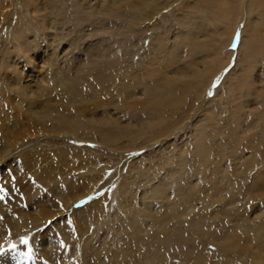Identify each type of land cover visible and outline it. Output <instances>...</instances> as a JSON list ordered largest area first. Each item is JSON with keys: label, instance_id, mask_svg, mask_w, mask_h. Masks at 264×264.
<instances>
[{"label": "rangeland", "instance_id": "obj_1", "mask_svg": "<svg viewBox=\"0 0 264 264\" xmlns=\"http://www.w3.org/2000/svg\"><path fill=\"white\" fill-rule=\"evenodd\" d=\"M247 1L238 7L231 43L228 38L222 47L218 35L224 21L207 17L200 0H0V117L4 107L10 109L12 118L6 121L13 125L6 133L21 139L0 154V192L27 183L34 192V206L26 211L31 217L37 212L36 196L45 197L40 207L50 211L49 205L63 201L59 193L71 195L61 213L25 227L2 248L32 241L51 221L60 228L53 233L61 264H90L95 255L103 264H119L112 258L124 245L135 252L125 264H135L148 252L153 229L146 227L151 222L140 223L147 234L137 243L127 206L142 211L146 202L159 214L169 209L181 214L169 225L186 228L201 215L205 222L198 236L187 230L192 240L187 245L150 247L163 258L145 264H194L196 254L205 256V264H259L252 257L264 256V50L250 65L238 60L237 47L251 19ZM202 44L206 48L196 49ZM216 47L221 55L231 53L217 72L211 61ZM92 60L97 70H90ZM194 67L209 73L195 79L199 87L185 88ZM58 76H66L68 86L78 78L80 100L72 105L63 98L49 101ZM157 79L175 80L179 105L163 106L159 111L168 121L144 126L140 134L127 127L112 148L99 142L98 133L79 138L58 123V112L73 116L81 111L83 121L98 114L131 124L127 105L145 101L146 88ZM27 100L37 108L22 115L16 107L24 110ZM40 106H53L55 114L48 116L51 111ZM139 107L135 110L145 120L149 111ZM39 116L45 119L38 121ZM162 127L165 134H157ZM198 145H205V154ZM169 170L175 184L167 200H150V188ZM23 172L28 177L22 179ZM81 197L88 202L74 206ZM226 248L231 250L221 251ZM189 249L193 255L185 257Z\"/></svg>", "mask_w": 264, "mask_h": 264}, {"label": "bare ground", "instance_id": "obj_2", "mask_svg": "<svg viewBox=\"0 0 264 264\" xmlns=\"http://www.w3.org/2000/svg\"><path fill=\"white\" fill-rule=\"evenodd\" d=\"M243 1L242 0H200L201 4L203 6V10H204L205 14L207 15V17L209 16V17L213 18L215 22H223L224 21V23H222V24H224L223 30L218 35L221 38L220 45L222 47L225 46L228 42L227 40H228V38L232 32V29H233L234 24H235V20L237 18L236 14L238 13V7H240V4L243 3ZM246 8H247L248 14L251 16L250 24L244 30L245 32H247V34L244 33L243 39L240 40V43L237 47L236 53H238V55H239L238 60L240 61V63H242V64L246 63V64L250 65V63L253 61V59L258 54H261L262 50H264V37L261 36V30L264 29V0H248L246 3ZM254 16H256L255 20H254ZM230 40H231V37L229 38V42L231 43ZM201 47L206 48L205 45L203 46V44H202V45L196 46V49H199ZM211 54H212L211 55L212 56L211 61L215 63V67H218V69L216 70V72H217L223 66V64L226 63L228 56L231 53L225 55L223 52V54L221 55L220 52L218 51V48L216 47L214 49V52H212ZM170 56H171V58L173 57V55H170ZM174 56H175V54H174ZM175 58H176V56H175ZM175 58L173 57V60H176ZM102 59L103 58H101L100 61ZM104 59H105V57H104ZM96 62L97 61L92 60L91 67H90L91 71L97 70V67H96L97 63ZM102 62H104V61H102ZM170 62H169L170 66H171V64H174V62L173 63H170ZM179 71H180V73L185 74L183 70H179ZM170 72L166 71L167 75ZM180 73H179V77H180ZM207 73H209V72L203 73L201 70H197L196 67H194L193 71H192V76H191L192 79L191 78H190V80L186 79L184 82L185 88L199 87V84L201 82H199V83L196 82V84H194L195 79L198 77L204 76ZM176 74H178V72H176ZM176 74H175V76H177ZM60 75H62V74H60ZM187 76L189 77L190 75H187ZM163 78H162V80H163ZM166 78H170V77H166ZM177 78H178V76H177ZM77 79L78 78L76 77V78L70 80L71 85L68 86L67 82L69 80L66 78V76L62 77V78L58 76L54 81L55 86L58 89H56V92L53 91V94H50L49 101L53 102V103H59L57 101H59L60 99L63 98V100H65L67 104L72 105V104L76 103V101L80 100L81 93H80L79 89L77 88V86H78L77 84H79V82H77ZM174 79L177 80L178 82H180L179 78L176 79V77H175ZM162 80L157 79V81H155L156 83H154L155 85L153 87H150L152 84L149 87H147L146 92H145V98H144L145 101L143 100V102L137 103L140 106L139 108L142 107V108L149 111L150 116L148 118H146L145 120L142 119L138 115L137 110H135L137 104H134V107H131L133 105L129 104V105H127V107L131 108L132 115H133V118L131 119L132 120L131 124L120 123L118 118H116V119L110 118L109 119L107 117L108 115L105 117H100L98 114H96V116L92 117L90 120L83 121L81 118L83 116L82 115L83 112H81V111L80 112L78 111V113H76L73 116L67 115L66 113L58 112L56 115L58 117V123L63 127V131L71 132L79 138L82 137L81 135H84L85 133H87L89 131L98 133L99 142H101L104 145H107V147L112 148V146H114V144L117 142L119 137L127 133V130H126L127 127H131V129L133 130V131H131L133 133V135L134 134L137 135V134H140V132L144 126L151 129L153 126L161 125V124L165 123L166 121H168V120H164L159 109H162L163 106H169V107L177 106V104L180 101L179 98L181 97V94H180V97H178L179 94L176 95V93L174 91L175 90V80L171 79L167 83H164L165 81L162 83ZM59 84L62 87H57ZM177 85H178V83H177ZM180 85H178V86H180ZM243 85H244V87H247L246 84L243 83ZM198 91H199V89H198ZM25 105H26V108L24 110H22L21 107H18V108L16 107L17 111L21 110L20 113L22 115H26L25 113L27 112L29 114L28 110L30 109V112L31 113L33 112V114H34L37 107L34 108L35 106L28 103V100L26 101ZM43 105H45V104H43ZM40 107L43 109L48 108L51 111V113L48 116H51L52 113L55 114V112H53V109H54L53 106H52L53 109L51 107H47V106H40ZM135 111H136V113H135ZM41 112H42V110H41ZM42 115H44V114H42ZM3 116H4L3 118L0 117V120H1L0 131H5L4 132L5 134H3V136L6 138L2 142V149L0 150L1 151L0 154L3 153L6 155L9 146L19 142V140H21V139H20L19 135L11 137L10 133H6V132H8V129L10 128L9 126L13 125L12 123L7 122V121H9L8 117L12 118L10 109H5V107H4ZM33 116H36V115H33ZM26 117L28 119V117L30 118V115L26 116ZM45 117L39 116V117H37V120L42 121L45 119ZM155 131H157V134H165L167 129L162 127L161 129L158 128ZM12 134H15V133H12ZM195 144H197V143H195ZM203 147L201 148V146H199L197 148L199 153L202 155L205 154V152H204L205 149L203 150ZM195 152H196V150H195ZM196 154H198V153H196ZM200 154H198V155H200ZM63 155H64V153H63ZM65 156H66V154H65ZM61 157L62 156H60V158ZM64 160L66 161V159H64ZM23 166H24V164H23ZM15 171H14V173H15ZM40 173H41V171H40ZM28 174L29 173L23 172L22 179H24V177H28ZM172 174H173V172L171 170H169L168 173H165V175L158 180L160 182L156 186L150 188V192L148 194L150 197V200L156 199V198L161 199L162 201L167 200V193L166 192L170 186H173L175 184V183H172L169 181L172 178ZM23 183H22V185H19L20 186L19 189H17V187H18L17 185H15L14 187H12L13 186L12 185L10 187L9 186L5 187V190L3 192H0V264H61V262L59 261L61 258V249H55V248L59 247V244L57 243V241H55L56 237L53 233L55 230L60 229L59 226L56 224V222L51 223L49 227H46V228L44 227L43 231H41L40 233L37 234V235H40V236H38L40 238L39 241L36 239L37 235H35L33 237L32 241L28 242L27 244L21 243L22 240L21 241L18 240L19 242H17V244L12 243L11 246H6V248H2V246L4 245L3 243L6 240H10L11 237H14L16 234H19L21 231H23V229L25 227L31 225L30 226V228H31L34 226L33 224H39V223L42 224L44 221L48 220L49 217L52 216L51 215L52 213H55V212L61 213L60 209L63 208V206L61 204L64 201H66V197L71 196L68 193H59V195L63 198V201L53 202V204L49 205L50 211L47 209L45 210L44 208L43 209L41 208V207L45 206L43 204L46 201V200H44L45 197L44 196L43 197L36 196L35 200H37V201H36V207L35 208H37V212L35 214H33V217H31L29 212H26V211H27V209L29 210L30 208H33V206H34V205L32 206V202H31L34 199L33 198L34 192L31 188L26 187L28 185L27 183H25V185H23ZM177 188H179V187H177ZM142 198L144 199L146 197L142 196ZM71 199H74V198H71ZM122 199L124 200V197ZM78 200L84 201V203H81V202L74 203V206L79 207V206H82L83 204H86L88 202V198H86V197H83V198L81 197V198L77 199V201ZM77 201H75V202H77ZM144 205H145V207L142 211H136V209H134V207H132L130 205L127 206L129 209L128 210L129 211V213H128L129 214V221H130L129 225H130V227H132L131 235L133 234L137 238V240H139L137 243H141L143 241V239L140 237L147 234L146 230L141 229L139 227L140 223L144 222L146 224L147 222H151L150 224H148L149 226L146 225V227H149V229L150 228L153 229V233L151 235H147L149 237V244H148L149 249H147L148 252L141 254V259H136L137 261L135 262V264L154 263L156 260H161L163 258L158 251L152 252L150 247L156 248V249L158 247H161L162 249H170V247H171L170 245L172 243H176L179 246L185 245V244L187 245L189 243V241H192V240H189V238L186 237V235H185L188 229H190V231H192L193 234L196 236L200 235L204 231L203 230L204 228L202 227V220H203L204 216H202V215L199 216L198 219H195V220L193 219L192 222H189V226L185 228V227H182L181 224H180L181 226L177 225L175 223H173V225H169V222H171V220L175 219L176 217H179L181 214L179 216H177L175 211H173L171 209H169L167 212L164 211L162 214H159L157 211L158 209L154 210L151 207L152 206L151 203L149 204V203L144 202ZM122 207H123V204H122ZM77 210H78L77 207L76 208L74 207L72 209V211H77ZM138 215H141L143 218L137 219ZM60 218H61V216H60ZM179 222H181V221H179ZM81 229H83V226L81 227ZM159 233H162L164 237H160ZM63 236H64V234H63ZM49 238H52V239H49ZM64 238H66V237L64 236ZM37 242H40L41 244L38 245L39 243L37 244ZM48 243H50L52 245V251H50L47 248ZM103 243H105V242H103ZM260 243H262V242H260ZM154 245H157V247H154ZM121 248H122L121 250L116 251V256L113 255L112 259L113 260L116 259V261H118L119 264H125V262L127 261L126 259H128L129 256H131L132 254L134 255L135 252L127 250L126 248H128V247L126 245L122 246ZM72 249H74V248H72ZM230 250L231 249H228V248L221 249V251H230ZM256 251H257V249H256ZM73 253L74 252H72L71 255H73ZM257 253H258V255H255L252 257L253 261L258 262L259 264H264V256H261L259 252H257ZM183 254L185 255V257H190L193 255V249H189L188 252H183ZM93 257L94 258H92V261L90 262V264H103L102 261L100 260V258H97L98 255H95ZM109 261H111V259H109ZM204 261H205L204 255L196 254L193 256L194 264H205Z\"/></svg>", "mask_w": 264, "mask_h": 264}, {"label": "snow or ice", "instance_id": "obj_3", "mask_svg": "<svg viewBox=\"0 0 264 264\" xmlns=\"http://www.w3.org/2000/svg\"><path fill=\"white\" fill-rule=\"evenodd\" d=\"M89 199H92V198L89 197ZM81 203H84V201H81ZM51 223H52V222L50 221L49 224H51ZM21 243L27 244L28 241H27V239H23V240L21 241ZM13 247H14V246H13Z\"/></svg>", "mask_w": 264, "mask_h": 264}]
</instances>
